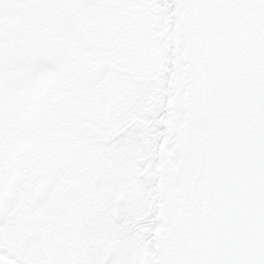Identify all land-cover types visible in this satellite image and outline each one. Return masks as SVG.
<instances>
[{"label": "snow or ice", "instance_id": "1", "mask_svg": "<svg viewBox=\"0 0 264 264\" xmlns=\"http://www.w3.org/2000/svg\"><path fill=\"white\" fill-rule=\"evenodd\" d=\"M0 264H264V0H0Z\"/></svg>", "mask_w": 264, "mask_h": 264}]
</instances>
